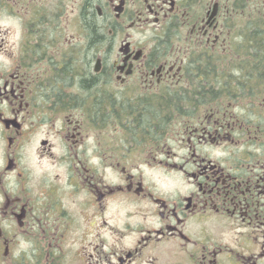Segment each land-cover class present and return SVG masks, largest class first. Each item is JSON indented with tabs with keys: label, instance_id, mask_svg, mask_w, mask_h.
<instances>
[{
	"label": "flooded vegetation",
	"instance_id": "af4514ba",
	"mask_svg": "<svg viewBox=\"0 0 264 264\" xmlns=\"http://www.w3.org/2000/svg\"><path fill=\"white\" fill-rule=\"evenodd\" d=\"M65 1L0 0V264H264V0Z\"/></svg>",
	"mask_w": 264,
	"mask_h": 264
},
{
	"label": "rangeland",
	"instance_id": "374dc122",
	"mask_svg": "<svg viewBox=\"0 0 264 264\" xmlns=\"http://www.w3.org/2000/svg\"><path fill=\"white\" fill-rule=\"evenodd\" d=\"M68 1H71V0H66L65 3ZM51 6H55V0H52ZM67 12H69L70 14L65 15L63 19L65 23L71 25L70 28L68 29V33L71 34L73 33V30H74L73 25H75L76 23V16L72 15L70 8L67 9ZM19 13H20L19 15H15L12 17L0 15V25L4 26V28H9L11 30H18L21 25L20 15L26 14L25 11L23 10ZM15 39H16V34L15 32H12L11 40H15Z\"/></svg>",
	"mask_w": 264,
	"mask_h": 264
}]
</instances>
